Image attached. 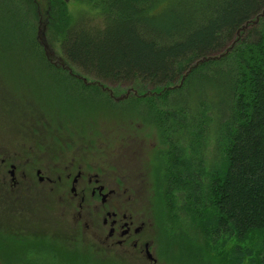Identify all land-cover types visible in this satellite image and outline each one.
<instances>
[{
    "label": "trees",
    "instance_id": "trees-1",
    "mask_svg": "<svg viewBox=\"0 0 264 264\" xmlns=\"http://www.w3.org/2000/svg\"><path fill=\"white\" fill-rule=\"evenodd\" d=\"M70 7L0 0L4 69L26 75L38 101L53 99L57 113L38 105L49 118L78 124L95 104L155 132L152 212L170 261L264 264V0H72ZM39 16L65 65L88 82L46 58ZM104 84L140 88L114 100ZM31 239L14 242L32 245L19 264H92Z\"/></svg>",
    "mask_w": 264,
    "mask_h": 264
},
{
    "label": "rangeland",
    "instance_id": "rangeland-1",
    "mask_svg": "<svg viewBox=\"0 0 264 264\" xmlns=\"http://www.w3.org/2000/svg\"><path fill=\"white\" fill-rule=\"evenodd\" d=\"M66 1L71 9L72 0ZM36 38L52 64L89 81L65 65L57 38L48 34L41 16ZM4 63L0 57V157L5 159V181L0 179V264H19L17 261L29 255L32 245L17 247L14 242L32 241L33 237L62 245L92 264H148L141 257L102 246L100 210L92 209L86 218L83 209L81 218L76 219V204L68 196L69 182L63 180L57 186L38 184L32 170L40 167L44 175L55 178L77 164L96 173L105 185L118 186V198L112 200L122 203L128 214L144 223L143 235L150 241L154 264H177L167 256L165 240L158 234L152 212L153 180L148 162L149 153L157 146L155 132L136 122L103 115L109 109L102 111L95 104L77 115L78 124L72 117L54 114L49 118L40 106L50 110L49 115L52 109L57 113L53 99L47 96L38 101L41 96L26 75L13 68L4 69ZM26 70L24 73L29 72ZM101 87L114 100L140 88L109 84ZM8 165L15 168L13 188L8 184Z\"/></svg>",
    "mask_w": 264,
    "mask_h": 264
},
{
    "label": "flooded vegetation",
    "instance_id": "flooded-vegetation-1",
    "mask_svg": "<svg viewBox=\"0 0 264 264\" xmlns=\"http://www.w3.org/2000/svg\"><path fill=\"white\" fill-rule=\"evenodd\" d=\"M5 159L0 157V179L5 181ZM33 175L38 184L46 183L57 186L58 182H69L68 196L76 204V219L81 218V211L86 209L84 216L90 217L92 209L101 212L100 244L107 249H120L124 254L141 257L148 264L155 260L150 252V241L143 235V222H139L127 213L125 206L117 200V189L107 186L94 172L84 169L82 165H74L70 171L61 172L53 178L44 175L40 167H33ZM6 173L8 184L13 188L16 184V174L13 165H8Z\"/></svg>",
    "mask_w": 264,
    "mask_h": 264
}]
</instances>
